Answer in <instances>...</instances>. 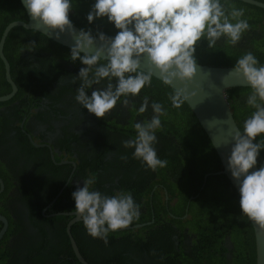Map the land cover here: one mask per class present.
<instances>
[{
    "label": "clouds",
    "instance_id": "obj_1",
    "mask_svg": "<svg viewBox=\"0 0 264 264\" xmlns=\"http://www.w3.org/2000/svg\"><path fill=\"white\" fill-rule=\"evenodd\" d=\"M227 3L228 0H94L86 17L88 23L106 18L117 30L111 37L102 32L94 37L90 29L75 33L69 18L72 0H22L32 21L76 37L70 55L73 62L78 60L84 67L76 75L81 84L75 100L100 119L114 109L121 97L137 96L151 84L152 74L141 70L142 56L159 71L164 84H172L194 78L196 48L202 39L208 47L215 46L222 37L236 45L250 26L244 9L226 8ZM97 39L101 44L93 52ZM233 71L251 88L246 104L255 111L244 121L243 132L232 137L227 168L238 188L240 213L264 226V166L258 164L264 151V65L247 52L236 61ZM102 84L105 86L94 87ZM86 89H92L90 95ZM180 98L179 93L171 97L174 107L180 106ZM148 107V98L144 97L138 111L144 113ZM151 109V119L135 123V139L124 141L123 146L134 149V158L155 171L167 165L154 147L156 131L166 111L157 102L151 104ZM253 168L256 170L250 171ZM95 182L94 177L84 180L83 186L72 192V199L75 214L87 233L107 243L108 234L127 228L139 218L140 209L131 193L107 196L92 190Z\"/></svg>",
    "mask_w": 264,
    "mask_h": 264
},
{
    "label": "trees",
    "instance_id": "obj_2",
    "mask_svg": "<svg viewBox=\"0 0 264 264\" xmlns=\"http://www.w3.org/2000/svg\"><path fill=\"white\" fill-rule=\"evenodd\" d=\"M223 2L224 0H222ZM93 3L94 0H72V10L69 13L70 20L84 30L90 29L94 35L102 32L106 36H114L117 30L106 18L97 19L92 24L88 23L86 17ZM233 6L244 9V18L248 20L249 29L243 33L240 41L236 45H232L225 37L218 40L213 47H208L206 40L202 39L199 41L195 53L198 63L235 66L236 61L240 57L247 52H252L258 59L260 65H264V9L239 0H228V3L225 4V7L229 9ZM15 19H25L24 10L20 3H18V0H0V37L6 24ZM21 47L22 49L27 48L31 51L34 49L36 55L39 57L38 63L44 64L46 62L44 66L37 65L33 69L24 65L25 70H21L23 80H20L17 75V71L20 73L19 70L21 68V59L17 55L19 52L18 49ZM41 49L43 52H41ZM3 51L10 63L11 75L18 90L9 101L0 102V104H5L6 102L11 103L19 94L23 95L26 92V88L33 82L34 86H43L42 80H46L47 78L46 73L43 71H50L49 67L55 68L56 73L63 71L67 74V77H70V74L73 73L70 78V83L76 85L74 87L75 91L81 84L80 79L76 75H78L79 69L84 67V65L78 60L75 62L72 61L69 48L57 44L34 30H26L22 27H14L11 29L6 37ZM55 54L57 57L54 56ZM23 62L25 63L26 61L23 60ZM64 62L71 64L74 70L69 71L67 69L69 67L65 68ZM100 63H106V60H101ZM29 64L35 66L34 63ZM37 76L38 82L35 79ZM49 78L53 79L55 75L52 73ZM113 83H115V80H113ZM99 86H105V84ZM9 91L10 86L5 80L3 63L0 59V95L6 94ZM86 91L90 92V89H86ZM251 91L250 87H234L227 90L228 101L233 116L242 132L244 121L255 111L254 108L246 104L247 96ZM31 94L36 93H32L31 90ZM174 95L177 94L173 89L151 76V84L146 85L140 94L137 96H128L129 99L127 97H121L114 109L110 110L102 119L96 118L94 115L93 118L98 121L97 124L99 126L106 127V129L119 131L126 136L136 135L137 133L134 128L135 123H137L136 116L143 118L144 122L150 120L153 115L151 104L153 102L160 103L166 111V115L161 117V128L156 131V136L157 140H162L163 145L158 150L155 149L157 156L161 160H166L167 165L164 168H158L159 171L151 170L150 173L155 175L168 169L172 175H175L174 178L176 180L181 179L184 189L191 191L194 188V191L198 190L200 194L196 200V206L189 208V218L184 220L179 218H166L169 221V225H161L158 204L153 201L155 211L154 223L141 226L133 231L131 228L110 232L108 234L109 238L120 237L119 243L114 244V247L120 248L115 249L111 247L112 241L107 243L108 246L102 252V257L104 253H109L113 260L107 254L104 255L103 259L101 257V259H93L80 247L81 244L77 239V248L80 249L83 257L86 258L89 264H146L147 258L150 264H227L228 260L224 254L228 252V249L224 248L222 244V238L226 232L230 233L233 244L230 250L231 264H255L253 230L248 218L240 213L239 197L224 175H214L212 173V171L219 169L218 158L186 103L180 98V106H173L171 97ZM144 97L148 98L149 107L144 113H140L138 109L143 103ZM124 99L127 100L126 104L124 103ZM124 110L127 111L128 116L125 115ZM7 122L11 121L7 120ZM11 124L9 123L7 125L4 114L0 110V143L5 140L4 136L12 129L17 131L19 139H23L26 142L25 135L18 127L16 128V126ZM187 128L190 129V136L187 134ZM102 143L108 144L109 142L104 140ZM171 145L179 146V148L175 152H170L168 148ZM95 153L96 150L94 149ZM208 155L211 156L207 157ZM263 155L264 151H261L258 163H260ZM92 158L97 159L95 156ZM119 158L121 157L116 156L114 160ZM207 158L209 159L205 163H200ZM85 161H88L87 156L83 164ZM0 162H2L1 159ZM101 162V160L98 162L93 161L89 165L96 168ZM80 167L81 163L79 162L78 168ZM96 172L95 170L92 171L95 175ZM206 173L209 174L206 176ZM0 175L3 176L5 183L3 194H0V200H6L8 197L5 196V193H7L12 183L8 179L6 172L2 173L0 170ZM116 175L117 173L113 174V176ZM111 178L112 176H110ZM95 186H99V184H95ZM213 186L218 187V190L222 193H217V198L210 203L209 198L214 195L212 194L211 196L209 192ZM58 189L59 185L53 191ZM67 190H69V186L63 189L61 195L52 204L51 211L57 208V204L60 203L59 206H61L62 197H70V202H72V197L68 193H65ZM228 191H232L235 194L227 193ZM232 195L236 197L238 203L234 202L235 199L232 198ZM50 199L46 202H49ZM153 199L155 200L156 198L153 197ZM231 202L232 205L234 203L232 209L230 207ZM182 214H184L183 211L178 213V215ZM236 215H238L237 220L242 221H236ZM65 217L61 216L59 218L63 219ZM149 218L150 215L148 214ZM183 221L188 226L178 225ZM135 222L136 220L132 224H135ZM171 223H176L177 225H171ZM186 227L192 231L190 244L183 243L186 234H188V231L186 232L185 230ZM74 229H76L75 225L71 227L73 235ZM7 232L0 239V260L5 258L7 252L13 253V251H8L3 247L5 246ZM75 238L77 237L75 236ZM175 240L177 243H175ZM132 242L135 243L132 244ZM103 243L104 241L102 240L95 242L99 253L100 246ZM69 249L71 250V248ZM130 254H134V257L138 259H134ZM150 255H152L154 260Z\"/></svg>",
    "mask_w": 264,
    "mask_h": 264
},
{
    "label": "flooded vegetation",
    "instance_id": "obj_3",
    "mask_svg": "<svg viewBox=\"0 0 264 264\" xmlns=\"http://www.w3.org/2000/svg\"><path fill=\"white\" fill-rule=\"evenodd\" d=\"M18 50L17 55L21 59V68L20 73L17 71V75L20 80H23L21 70H25L24 65L33 69L37 65L44 66L46 64V62L38 63L39 57L34 49L31 51L21 47ZM41 52H43L42 49ZM23 56L25 57L23 58ZM23 60L26 62L24 63ZM29 63H34L35 66H31ZM64 66L65 68L69 67L70 69L67 68L69 71L74 70V67L69 63L64 62ZM49 70L48 72L43 71L47 77L46 80H42L43 86H34L33 82L26 88L23 95L19 94L11 103L0 104V110L4 114L7 125L12 123L11 125L18 127L26 137V142H24L23 139L18 138L17 131L12 129L4 136L5 140L0 143V159L2 160L0 170L2 173H7L8 179L12 183L5 193L8 198L0 200V214L7 220L4 234L9 229L5 246H2L8 251H13V253L7 252L5 258L0 260V264H82L71 248L70 236L67 231V224L70 221H73L71 227L76 226L74 235L71 228L70 234L75 242L77 239L79 240L80 247L86 253L93 259H103L107 254L113 260L109 253H104L102 257V252L108 246L107 243L112 241L111 247L120 248L114 247V244L119 243L120 237H107V243L104 242L100 246L99 253L95 242L100 239L93 238L87 233L83 221L75 214L74 200L70 202V197H62L61 206L59 203L56 205V209L50 210L65 187L69 186V190L65 193L72 197V192L82 187L84 180L92 177L95 178V184H99V186L93 184L92 190L100 191L107 196H113L119 192L131 193L139 206L140 219L138 218L135 224H130V228L117 231L131 228L133 231L141 227H137L138 224L154 223L153 201L158 204L161 225H169L166 218L181 220L189 218L188 210L190 207L196 206L199 191H194V188L191 191L184 189L181 179L176 180L175 175H172L168 169L152 175L150 168L134 158V149L123 146L124 141L134 140L136 135L126 136L119 131L99 126L98 121L93 118V114L84 110L75 100L77 91L74 90V87L76 85L70 83L73 73L67 77L63 71L56 73V69L53 67H49ZM52 73L55 78L50 79L49 76ZM35 79L38 82V76ZM31 90L36 94H31ZM127 98L129 99V97ZM123 112L128 116L126 110ZM135 119L137 122L144 123V119L141 117L136 116ZM7 120L11 122H7ZM104 140L109 143H102ZM98 142L99 144L96 145ZM162 145V140H157L154 147L158 150ZM178 148L179 146L171 145L168 151L175 152ZM94 149L96 150L95 154ZM86 156L88 161L83 164ZM93 156L97 159H93ZM116 156L121 158L114 160ZM208 159L200 163H205ZM100 160L102 162L96 168L89 165L93 161ZM79 162L81 163L80 168H78ZM94 170L97 171L96 175L92 173ZM156 171L159 169L157 168ZM114 173L117 175L113 176ZM209 173L205 175L207 176ZM110 176H112L111 179ZM0 177L3 180L4 190V178L2 175ZM57 185H59V189L53 191ZM3 190L0 194H3ZM227 193L235 194L232 191ZM152 196L156 199L154 200ZM232 198L235 199V203H238L234 195ZM48 199L50 201L46 202ZM232 202L231 209L234 205ZM182 211L184 214L178 215ZM148 214L150 215L149 219ZM61 216L66 217L61 219L59 218ZM237 216L235 220L242 221L237 220ZM171 225L177 224L171 223ZM178 225L188 226L184 224V221ZM2 227L3 222L0 221V230ZM185 230L188 231V234H186L183 243L190 244L192 231L187 227ZM175 243H177L176 240ZM222 244L224 248L228 249V252L224 254L228 260L227 264H231L230 250L233 244L229 232L224 233ZM79 252L83 257L80 249ZM130 255L135 256L134 254ZM150 256L152 258V255ZM134 259L138 258L134 257ZM146 260V264H150L149 259Z\"/></svg>",
    "mask_w": 264,
    "mask_h": 264
},
{
    "label": "water",
    "instance_id": "obj_4",
    "mask_svg": "<svg viewBox=\"0 0 264 264\" xmlns=\"http://www.w3.org/2000/svg\"><path fill=\"white\" fill-rule=\"evenodd\" d=\"M239 1L264 9V1L262 0ZM18 3H20L23 8L22 0H18ZM23 10L25 13V19H15L7 23L0 37V59L3 63L5 80L10 86V91L8 93L0 95V101H6L10 99L17 92V85L11 75L10 63L3 51L6 37L11 29L14 27H22L26 30H34L44 37H47L57 44L69 49H71L75 43V36L70 35L67 31L64 33L54 32L46 26L41 25L36 21H32L31 17H29L27 14V10L25 8H23ZM72 24L75 33L78 34L82 28L74 23ZM92 35L94 37L96 36L94 34ZM100 44L101 42L97 39L92 51L95 52L96 48L99 47ZM233 69L234 66H219L197 62L196 73L191 81L175 80L172 84L166 85L173 89L176 94H180L181 99L189 107L200 128L205 133L208 141L210 142L215 155L218 158L220 166V169L214 171L213 174L224 175L239 197L238 188L227 168V158L230 154L233 135L238 131H242L237 124L238 122L233 116V112L228 101L227 90L234 87L249 86L244 81L243 77L238 76L233 71ZM141 70L144 73H151L152 77L162 82L159 71L153 65H151L146 56L141 57ZM258 164L259 166H264V155ZM254 170L256 169L253 168L250 171ZM3 188V180L0 177V192L3 190ZM0 221L3 222V227L0 230L1 239L6 230L7 220L3 215L0 214ZM146 223L147 222L138 224L137 227L145 225ZM249 223L253 230L255 244V264H264V226L257 225L251 220H249ZM72 224L73 221H70L67 224L71 248L82 264H89L81 256L79 249L77 248V244L70 234V228ZM127 228L130 227L128 226Z\"/></svg>",
    "mask_w": 264,
    "mask_h": 264
},
{
    "label": "rangeland",
    "instance_id": "obj_5",
    "mask_svg": "<svg viewBox=\"0 0 264 264\" xmlns=\"http://www.w3.org/2000/svg\"><path fill=\"white\" fill-rule=\"evenodd\" d=\"M186 131H187V134L190 136V133H189L190 129L187 128ZM213 185H215V183H213ZM209 193H211V196H212V194L214 195L213 197L209 198L210 203H212L213 200L217 198L216 197L217 193H222V192L220 190H218V187L213 186Z\"/></svg>",
    "mask_w": 264,
    "mask_h": 264
}]
</instances>
